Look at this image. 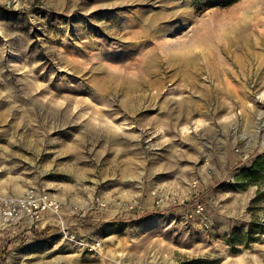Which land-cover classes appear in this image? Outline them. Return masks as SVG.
I'll return each instance as SVG.
<instances>
[{
  "label": "rangeland",
  "instance_id": "rangeland-1",
  "mask_svg": "<svg viewBox=\"0 0 264 264\" xmlns=\"http://www.w3.org/2000/svg\"><path fill=\"white\" fill-rule=\"evenodd\" d=\"M261 154L264 0H0V264H264Z\"/></svg>",
  "mask_w": 264,
  "mask_h": 264
},
{
  "label": "built area",
  "instance_id": "built-area-1",
  "mask_svg": "<svg viewBox=\"0 0 264 264\" xmlns=\"http://www.w3.org/2000/svg\"><path fill=\"white\" fill-rule=\"evenodd\" d=\"M61 201L44 188L30 187L22 194L4 199L0 207V224L12 222L33 225L40 222L47 213H57Z\"/></svg>",
  "mask_w": 264,
  "mask_h": 264
},
{
  "label": "trees",
  "instance_id": "trees-1",
  "mask_svg": "<svg viewBox=\"0 0 264 264\" xmlns=\"http://www.w3.org/2000/svg\"><path fill=\"white\" fill-rule=\"evenodd\" d=\"M264 178V154L258 155L252 162V164L249 167H245L241 174L239 175V180L243 181L245 184L246 182L249 183L250 181L255 182L256 184H261V181ZM264 198V190L258 189L257 195L251 200V208L253 205H255L258 201L262 200ZM249 208V210H252ZM255 217V216H254ZM258 222H251L250 223V230L247 232L246 237L247 241H254L252 239V235L254 233H264V229ZM257 231V232H256ZM193 263H197V260H193Z\"/></svg>",
  "mask_w": 264,
  "mask_h": 264
},
{
  "label": "bare ground",
  "instance_id": "bare-ground-1",
  "mask_svg": "<svg viewBox=\"0 0 264 264\" xmlns=\"http://www.w3.org/2000/svg\"><path fill=\"white\" fill-rule=\"evenodd\" d=\"M155 31L157 32V29H155ZM155 32V33H156ZM133 33H134V35H137L138 33L137 32H135V31H133ZM157 34V33H156ZM172 58V57H171ZM170 58V59H171ZM175 58V57H174ZM176 59V58H175ZM187 60H191V59H187ZM154 62V60H152V59H150V57H149V59L147 60V63H146V65L148 66L149 64H152Z\"/></svg>",
  "mask_w": 264,
  "mask_h": 264
}]
</instances>
